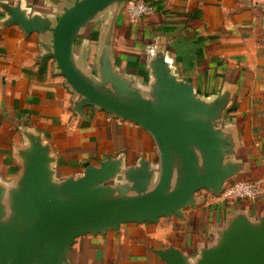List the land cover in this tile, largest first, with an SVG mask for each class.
<instances>
[{"label": "crops", "instance_id": "1", "mask_svg": "<svg viewBox=\"0 0 264 264\" xmlns=\"http://www.w3.org/2000/svg\"><path fill=\"white\" fill-rule=\"evenodd\" d=\"M155 12L132 19L124 6L103 11L78 35L74 59L99 78V57L113 28L112 58L119 73L145 95L153 83L150 61L162 54L172 72L206 101L228 97L216 125L235 142L234 162L244 165L234 181L264 184V0H146ZM68 0H0V186H16L24 167L20 152L29 137L51 147L57 181L79 178L85 164L121 159L124 167L145 159L158 166L153 137L142 127L85 106L49 57L53 36L9 23V11L56 24ZM203 190L184 210L185 220L161 218L156 224L130 223L105 235L76 242L71 264H165L155 250L175 247L196 260L214 245L229 219L264 215V194L256 201H224Z\"/></svg>", "mask_w": 264, "mask_h": 264}, {"label": "water", "instance_id": "2", "mask_svg": "<svg viewBox=\"0 0 264 264\" xmlns=\"http://www.w3.org/2000/svg\"><path fill=\"white\" fill-rule=\"evenodd\" d=\"M56 24L9 11V23L27 33H51L49 57L66 83L81 98L78 111L93 106L146 130L157 146L158 166L145 159L124 167L121 159L85 164L79 178L57 181L51 147L37 136L20 152L23 175L16 186H0V264H71L78 239L105 235L130 223L156 224L161 218L185 220L184 210L198 202L203 190L221 194L244 165L234 162V139L216 125L224 118L228 97H199L179 80L162 54L150 61L153 83L145 95L132 79L119 73L112 58L113 28L99 57V78L87 74L74 59L80 34L111 6L130 0H68ZM165 264H264V215L257 221L237 214L217 242L196 260L175 247L155 250Z\"/></svg>", "mask_w": 264, "mask_h": 264}, {"label": "built area", "instance_id": "3", "mask_svg": "<svg viewBox=\"0 0 264 264\" xmlns=\"http://www.w3.org/2000/svg\"><path fill=\"white\" fill-rule=\"evenodd\" d=\"M125 7L129 16L134 20L155 12L154 4L146 0H130ZM263 194V182L258 180H239L230 183L225 188L222 193V199L228 202L238 199L256 201Z\"/></svg>", "mask_w": 264, "mask_h": 264}]
</instances>
